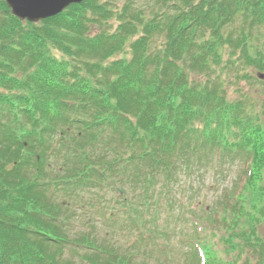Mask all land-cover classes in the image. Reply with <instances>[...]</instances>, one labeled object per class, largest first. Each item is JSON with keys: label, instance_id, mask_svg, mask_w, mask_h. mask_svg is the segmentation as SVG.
Masks as SVG:
<instances>
[{"label": "trees", "instance_id": "16d2710c", "mask_svg": "<svg viewBox=\"0 0 264 264\" xmlns=\"http://www.w3.org/2000/svg\"><path fill=\"white\" fill-rule=\"evenodd\" d=\"M141 1L32 23L0 0V264H169L168 232L186 264H264V0ZM237 164L199 216L196 175ZM87 210L138 236L73 233Z\"/></svg>", "mask_w": 264, "mask_h": 264}, {"label": "rangeland", "instance_id": "374dc122", "mask_svg": "<svg viewBox=\"0 0 264 264\" xmlns=\"http://www.w3.org/2000/svg\"><path fill=\"white\" fill-rule=\"evenodd\" d=\"M124 2L125 0H115L116 6L118 8L122 7ZM146 2H148V0H143V2L141 1L142 6L146 5ZM152 7L153 5H151L150 3L147 4V8H152ZM232 82H233V85L229 86L230 92L232 94L231 95L232 98L238 97L237 89H241L242 91H245V92L249 91L250 89V91L253 92L254 89L262 88V86L258 85V83L251 82V84L253 85L249 83L247 84L246 82L239 81L238 79H236V77L234 78ZM238 165L239 164L234 165L232 168L223 169V173H219V174L215 173L214 170L209 169V171L205 174L202 173L200 175H196L199 179L197 183L194 185L195 186L200 185L202 187V191L199 194H196V197L193 201L192 208L196 210L199 216H203L205 210L206 211L211 210L212 204L215 203L216 197L220 194V190H221L220 186L232 184L231 182L233 178L241 172V167L238 168ZM188 180L189 178L185 176L182 178L181 182L185 184L188 182ZM119 187L122 188L123 186H119ZM189 195H190L189 191L185 193V198H184L185 201L188 200ZM82 197L91 201L92 194L85 193L84 195H82ZM114 197H115L114 191H110V193L107 194L108 201H111L109 199L114 198ZM105 205H106V202L105 201L102 202L100 209L101 210L105 209ZM168 210L169 208H166V207L162 208L160 215H159L160 220L164 221L168 219L167 218ZM88 211L90 210L82 211V213H85V215L87 216L86 217L83 216L81 219L78 220L77 224L73 225V233H76L77 235H84L85 233H90V235L92 236L98 235L100 242L113 241L112 244H114L117 247H121V246L126 247V246L131 245L135 240L134 236H138V233H137L138 230L134 229V227L133 228L129 227V229H132V231L129 233L128 231L121 228V226L125 224L123 219L124 218L126 219L127 216H121L122 219L119 218L118 223H115V225H111L109 224V219H107L109 214L107 218L104 219V217H97L95 210H94L95 212L91 214V216H88L89 214ZM79 212L81 213V210ZM108 212L109 211H107V213ZM176 216L177 215H174L173 218H176ZM87 219H92L90 224L87 223ZM186 225H188L187 228H185ZM186 225L183 226V229H185V232L193 230L192 226L189 225L188 221ZM168 233H169V235L167 236L168 240L166 242H169V244L173 248V249L171 248L172 249L171 261H168V263L169 264H186L189 261V255H191L192 253L191 249H189L185 243L184 244L182 243L184 241L183 238L182 240H179L178 237H175L171 232H168ZM184 233L183 234L180 233L179 234L180 237L181 236L184 237ZM111 236H113V238L109 240V237ZM213 240L217 242V239L215 237H213ZM137 244H139V241ZM146 249H148V253L151 255V256H148L146 252H144L146 256L145 260H148L149 264H162L161 263L162 258H159L162 256V250H160V247L150 246V247H146ZM238 263L244 264V258Z\"/></svg>", "mask_w": 264, "mask_h": 264}, {"label": "water", "instance_id": "95a60500", "mask_svg": "<svg viewBox=\"0 0 264 264\" xmlns=\"http://www.w3.org/2000/svg\"><path fill=\"white\" fill-rule=\"evenodd\" d=\"M85 0H6L12 14L20 21L38 23L55 17L71 5L81 4ZM264 79V75H259Z\"/></svg>", "mask_w": 264, "mask_h": 264}]
</instances>
